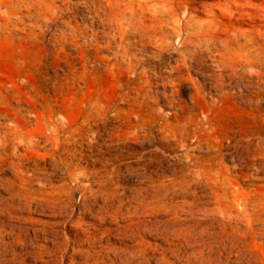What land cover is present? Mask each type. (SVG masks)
<instances>
[{"label": "rangeland", "instance_id": "1", "mask_svg": "<svg viewBox=\"0 0 264 264\" xmlns=\"http://www.w3.org/2000/svg\"><path fill=\"white\" fill-rule=\"evenodd\" d=\"M6 1L0 264H264V0Z\"/></svg>", "mask_w": 264, "mask_h": 264}, {"label": "bare ground", "instance_id": "2", "mask_svg": "<svg viewBox=\"0 0 264 264\" xmlns=\"http://www.w3.org/2000/svg\"><path fill=\"white\" fill-rule=\"evenodd\" d=\"M11 9V6L6 0H0V20L6 22L7 11ZM123 22V21H122ZM121 30V29H120ZM121 34V33H120ZM184 42V41H183Z\"/></svg>", "mask_w": 264, "mask_h": 264}]
</instances>
